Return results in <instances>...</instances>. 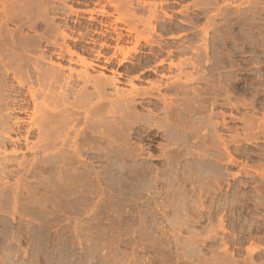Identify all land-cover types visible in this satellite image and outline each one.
I'll return each instance as SVG.
<instances>
[{
	"label": "rangeland",
	"instance_id": "1",
	"mask_svg": "<svg viewBox=\"0 0 264 264\" xmlns=\"http://www.w3.org/2000/svg\"><path fill=\"white\" fill-rule=\"evenodd\" d=\"M15 1L54 32L0 19V264H264V0ZM57 24L107 37L77 42L90 82L27 134L13 72L69 65L37 59Z\"/></svg>",
	"mask_w": 264,
	"mask_h": 264
},
{
	"label": "bare ground",
	"instance_id": "2",
	"mask_svg": "<svg viewBox=\"0 0 264 264\" xmlns=\"http://www.w3.org/2000/svg\"><path fill=\"white\" fill-rule=\"evenodd\" d=\"M66 1L72 2V3L75 2L74 0H66ZM8 2H10V5ZM77 2H79V0H77ZM100 2H101V0H95L94 4H99ZM15 4H16L15 0H0V19L2 20V22L7 24V23L15 21L18 23V25L20 27L28 25L30 28H32L34 30L35 29L37 30L38 28H40L42 26H46L48 29H51L52 32H54V30H53L54 24L52 22L44 21L41 19H36L32 15H31L32 16L31 17V16H29L30 14L28 13V11L26 12V9H24L26 6L24 8H22L19 5V8H18V7H16ZM71 8H72V6H71ZM72 10L73 9H71V11ZM94 11H95L94 9L88 10L89 17L87 18V20H89V21L97 20L96 17L93 16ZM58 14L59 13L56 12L54 14L53 18H56L58 16ZM77 21L78 20H76L75 22H77ZM55 27H56L58 32H56L54 37L49 38L44 33L37 34V38L35 37L36 38L35 42H38L40 44V46H42V49H40V53L37 55V59H44L46 57L47 53L49 54L48 58L50 60H52V58H54V57L59 58V59H64V57L61 53L56 52L54 50H51V48L59 47L60 49H63L64 48L63 44H65L66 45V47H65L66 51L69 54V58L67 60L69 65L67 67H65L64 65L58 64V66L60 67V70H59L60 72L54 71V68L52 70L51 69L52 67L51 68L49 67L50 68L49 70H52V71L48 72L49 70L48 71L43 70L42 67H40V65L38 63V60H36L32 64V70L33 71H30L31 73L27 72V75H26V73L24 74L21 70L22 67L19 68L18 70L15 69V71L13 72L14 80H16L18 85L25 88V90H26L24 98L16 99L15 104H16V108H17L18 112L19 113H22V112L25 113L26 118H27V119L24 117L20 118L19 121L27 120L30 122L29 128L27 129V134L31 133V130H33V129H37L40 131L41 128L43 129V128H45L46 125L50 124L51 116L49 115V113H46L44 111L45 109L55 110L57 107L56 102H58V103L60 102L62 105L67 104L68 93H69V90L72 88V82L74 80V73L75 72L79 78L84 80L85 84L90 82L91 78H90V75L88 74L86 68L88 66H90L91 61L88 58V56L81 54L79 51L74 49V48H78L77 42L83 41L85 43L95 44L97 41L96 35L101 36L104 39L107 37V35L104 31L94 29V30H91V32L88 34H85V35L80 34L81 35V39H80V38L73 37L72 34L68 33V30H70V27L68 25L62 26V25L57 24V25H55ZM114 33L116 34V37H115L116 45L113 47L114 52L112 54V57H116L118 53L119 54L121 53V54H123V59L125 60L127 53L132 49L126 45V43H129L130 41L129 40L123 41L122 40L123 35L117 29L114 30ZM112 38H114V37L112 36ZM58 39H62V43H60L58 41ZM19 40L22 41L21 38H18V40H13L12 42L14 44L20 43ZM69 41H73L75 43H71ZM99 45H100V48L112 47L107 42V40L101 41ZM74 56H76V59L74 58ZM99 56H102L101 51L97 52V57H99ZM106 61L109 63L110 59H107ZM78 62H80L85 67L84 70L82 69L81 71H77V70H75V68L72 67V64L78 63ZM103 68H107V66H103ZM63 69L68 70V74H66L64 78H62L63 74L61 73V70H63ZM62 72H64V71H62ZM32 74L35 77V80H36L35 82L38 84V86H40L39 89L43 88V90H44V91L43 90L42 91L44 92L45 95H44V97H42L41 100H38V98H37V95H36L37 91H36V88L34 87L35 84H34V81L31 80ZM61 78L64 80L63 85H61L62 81L60 82ZM96 80L104 81V80H100V79H96ZM99 81H98V83H99ZM109 81H111V83ZM46 82H48V85H47L48 88L44 89L46 86L45 87H43V86L45 85ZM105 82L107 84H109V83L112 84V83H115V79L113 77H111V80H110V78L109 79L107 78L105 80ZM55 83L57 85L58 84L60 85V91L59 90H58V92L56 91L57 93L55 92V90H52V87ZM132 88L133 89L130 91V94L137 95L138 93H140L139 89H137L135 87H132ZM51 93H53L55 95V97H52ZM125 95L126 94H122L120 92H117L115 97H111V100H113V98H123ZM27 96H29V100L27 99ZM105 97L106 96H104V95H99L97 98L100 101H103V100H106L108 98V97H106V98ZM156 98L159 100L158 97H156ZM30 101L33 104L32 109H30V106H29ZM91 102L89 101V103H91ZM82 103L79 102L78 105L80 106V104H82ZM84 103H85V101H84ZM72 106H76V105L72 104ZM91 110H93V109H91ZM72 127L73 126H70L68 129H71ZM105 131H106V129H104V131L102 129V130L98 131L97 133L99 135H102ZM67 134H68V132L66 131L63 139H66V140L70 139V141H74V139H77L78 135H79L78 131L76 132V135L73 137H69Z\"/></svg>",
	"mask_w": 264,
	"mask_h": 264
}]
</instances>
